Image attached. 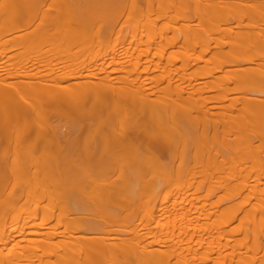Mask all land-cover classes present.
Masks as SVG:
<instances>
[{"label":"bare ground","instance_id":"1","mask_svg":"<svg viewBox=\"0 0 264 264\" xmlns=\"http://www.w3.org/2000/svg\"><path fill=\"white\" fill-rule=\"evenodd\" d=\"M143 1L0 0V264H264V0Z\"/></svg>","mask_w":264,"mask_h":264},{"label":"rangeland","instance_id":"2","mask_svg":"<svg viewBox=\"0 0 264 264\" xmlns=\"http://www.w3.org/2000/svg\"><path fill=\"white\" fill-rule=\"evenodd\" d=\"M128 1V0H127ZM143 2V3H142ZM137 4H144V6H142V8H145V3H144V1L143 0H137V2H136ZM154 3V5H155V7H153V8H157V6L156 5H158V4H155V2H153ZM157 3V2H156ZM140 7H141V5H140ZM133 33H136L135 31L133 32ZM133 33H128L126 36H124V37H122L119 41H122V40H125V39H128V38H131V35L133 34ZM138 35H139V38H141L139 41H136V42H134L132 45H130L131 46V49H135V48H137V47H140V45L142 44V46H143V40L145 39V36H143L142 37V33L141 32H138ZM141 46V47H142ZM126 47H129V45H127ZM104 50V49H103ZM107 50H110V48H108ZM96 51H93L92 53H95ZM92 53H85V54H83L81 57H80V60H81V58H83V57H87V56H89L90 54H92ZM80 60H78V63H77V65L79 66V62H80ZM93 63H91V65H92ZM76 65V66H77ZM91 65H87L86 67H89V66H91ZM115 67V66H114Z\"/></svg>","mask_w":264,"mask_h":264}]
</instances>
